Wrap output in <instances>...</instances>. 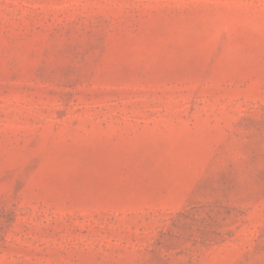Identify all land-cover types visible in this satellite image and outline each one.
<instances>
[{
    "label": "rangeland",
    "instance_id": "374dc122",
    "mask_svg": "<svg viewBox=\"0 0 264 264\" xmlns=\"http://www.w3.org/2000/svg\"><path fill=\"white\" fill-rule=\"evenodd\" d=\"M0 264H264V0H0Z\"/></svg>",
    "mask_w": 264,
    "mask_h": 264
}]
</instances>
